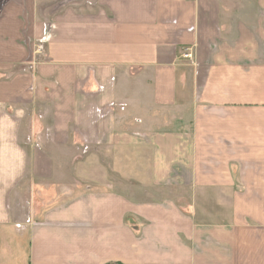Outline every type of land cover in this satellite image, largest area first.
<instances>
[{
    "label": "crops",
    "instance_id": "crops-1",
    "mask_svg": "<svg viewBox=\"0 0 264 264\" xmlns=\"http://www.w3.org/2000/svg\"><path fill=\"white\" fill-rule=\"evenodd\" d=\"M26 234L28 264H264V0H0V264Z\"/></svg>",
    "mask_w": 264,
    "mask_h": 264
},
{
    "label": "rangeland",
    "instance_id": "rangeland-1",
    "mask_svg": "<svg viewBox=\"0 0 264 264\" xmlns=\"http://www.w3.org/2000/svg\"><path fill=\"white\" fill-rule=\"evenodd\" d=\"M55 9L57 8L56 6H54ZM188 198L187 196H184L183 199L185 200V202H181L183 204H186V202H188ZM221 197L219 196H207L206 200L203 201V197H196L195 201L198 207V209H200L201 207L205 206L209 211H211L210 214H206L205 216V220L207 221H214L216 217L220 216V212H219V205L221 202ZM230 202V201H228ZM216 207V208H215ZM225 207V206H224ZM201 217V212H199ZM228 214L230 215V211L228 212ZM203 216V215H202ZM203 216V217H204ZM199 219V218H198ZM27 234L25 235V237L23 239L20 240L19 242V258L17 257H13V255L8 254L7 257L9 260H12V262H14V264H28V249H29V238L26 237Z\"/></svg>",
    "mask_w": 264,
    "mask_h": 264
},
{
    "label": "built area",
    "instance_id": "built-area-1",
    "mask_svg": "<svg viewBox=\"0 0 264 264\" xmlns=\"http://www.w3.org/2000/svg\"><path fill=\"white\" fill-rule=\"evenodd\" d=\"M28 21L24 20V28L22 30V42L26 47V50L33 59L41 57L45 54V46L49 43L51 39L50 31L55 29L53 24H44L42 29V35L38 38H34L30 35L28 31ZM181 57L183 59L192 60V49L190 47L184 48L182 50Z\"/></svg>",
    "mask_w": 264,
    "mask_h": 264
},
{
    "label": "trees",
    "instance_id": "trees-1",
    "mask_svg": "<svg viewBox=\"0 0 264 264\" xmlns=\"http://www.w3.org/2000/svg\"><path fill=\"white\" fill-rule=\"evenodd\" d=\"M108 264H121V263H108Z\"/></svg>",
    "mask_w": 264,
    "mask_h": 264
}]
</instances>
